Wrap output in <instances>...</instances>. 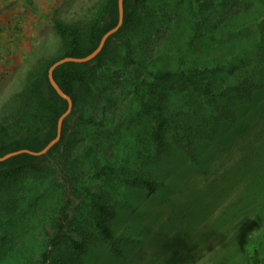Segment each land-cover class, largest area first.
<instances>
[{"label": "trees", "instance_id": "obj_1", "mask_svg": "<svg viewBox=\"0 0 264 264\" xmlns=\"http://www.w3.org/2000/svg\"><path fill=\"white\" fill-rule=\"evenodd\" d=\"M14 4L8 3L0 14ZM118 21V0H99L85 19L52 18L61 45L57 53L41 57L28 71L14 96L13 110L0 118V157L22 149L41 151L56 137L68 101L51 84L50 66L64 57L89 55ZM176 29L184 31V41H173ZM117 45L124 52L122 61L113 54ZM53 77L73 101L60 139L44 154L21 152L1 160L0 189L13 187L19 179L45 175L50 166L56 168L63 203L41 262L84 264L82 255L91 245L109 243L118 252L120 239L112 225L114 207L103 187L80 182L69 167L81 127L106 125L86 110L102 98L113 101L107 91L133 81L137 112L148 117L145 134L150 152L145 160L155 164L165 150L173 148L199 165V144L212 139L222 123L234 121L239 108L264 88V0H123L122 25L101 51L85 62L58 65ZM138 133L132 151L138 141H145L143 125ZM114 176L121 177L123 185L149 191L160 181L147 173L121 170L114 163H105L91 174L94 181ZM263 190L264 178L256 182L254 191ZM81 194L87 199L88 215L86 205L78 203ZM230 212L229 207L224 215ZM263 258L257 245L246 248L245 264H262Z\"/></svg>", "mask_w": 264, "mask_h": 264}, {"label": "rangeland", "instance_id": "obj_2", "mask_svg": "<svg viewBox=\"0 0 264 264\" xmlns=\"http://www.w3.org/2000/svg\"><path fill=\"white\" fill-rule=\"evenodd\" d=\"M13 1L0 14V118L13 110L28 71L41 57L57 53L62 38L52 18L85 19L99 0H0V9ZM175 34L173 41H184L183 30ZM119 45L113 54L122 61ZM132 83L117 84L107 91L113 101L102 98L86 110L106 125L82 126L68 161L77 180L103 187L120 237L118 252L109 243L91 245L82 255L84 264H245V250L251 245L264 256V190L254 191L264 178V88L239 108L234 121L222 123L212 139L199 144V165L173 148L154 164L145 160L150 152L148 117L137 112ZM142 125L145 141H138L132 151ZM105 163L150 174L159 184L149 191L123 185L119 176L94 181L91 174ZM49 168L45 175L0 189V264H42L63 203L61 179L56 168ZM79 199L88 215L86 197L81 194ZM229 207L230 215H224Z\"/></svg>", "mask_w": 264, "mask_h": 264}, {"label": "water", "instance_id": "obj_3", "mask_svg": "<svg viewBox=\"0 0 264 264\" xmlns=\"http://www.w3.org/2000/svg\"><path fill=\"white\" fill-rule=\"evenodd\" d=\"M118 4H119V21H118V24L114 28L110 29L107 33H105V35L102 37V39L100 41V44L98 45V47L92 53H90L89 55H87L85 57H82V58H78V57H64V58H61V59L57 60L55 63H53L50 66L49 70H48V76H49V80H50L51 84L56 89V91L63 98H65L68 101V108H67L66 112L58 120V131H57L56 137L54 139H52L48 143V145L45 148H43L41 151L35 152V151H30L28 149H22V150H18V151H14V152H10V153L5 154L4 156L0 157V161L4 160V159H6V158H8V157H10L12 155L21 153V152H29L31 154H36V155L44 154L50 149L51 146H53L60 139L61 127H62L63 120L71 112L72 106H73V101H72L71 97L68 94H66L60 88V86L57 84V82L55 81V79L53 77V71L58 65H60V64H62L64 62H67V61L85 62V61L91 60V59H93L94 56H96L101 51L106 39L112 33L116 32L120 28V26L122 25V22H123V0H118Z\"/></svg>", "mask_w": 264, "mask_h": 264}]
</instances>
